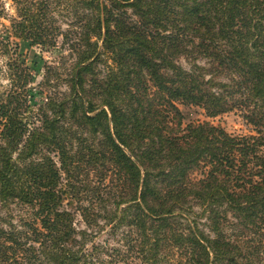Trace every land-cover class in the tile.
Wrapping results in <instances>:
<instances>
[{
  "label": "trees",
  "instance_id": "16d2710c",
  "mask_svg": "<svg viewBox=\"0 0 264 264\" xmlns=\"http://www.w3.org/2000/svg\"><path fill=\"white\" fill-rule=\"evenodd\" d=\"M14 1L16 38L53 47L61 36L76 60L65 92L38 107L28 100L29 68L14 58L8 64L0 205L15 202L29 214L19 227L0 220V264L86 262L77 239L85 233L63 207L68 197L77 200L75 211L87 221L100 199L79 179L82 171L100 179L111 172L105 195H116L103 217L127 229L126 257L137 264H257L264 248V0ZM62 14L72 19L63 31ZM177 104L211 118L238 110L256 135L207 122L183 127ZM193 205L207 215V233L189 219Z\"/></svg>",
  "mask_w": 264,
  "mask_h": 264
},
{
  "label": "rangeland",
  "instance_id": "374dc122",
  "mask_svg": "<svg viewBox=\"0 0 264 264\" xmlns=\"http://www.w3.org/2000/svg\"><path fill=\"white\" fill-rule=\"evenodd\" d=\"M17 5L14 0H0V97L11 86L10 69L8 64L11 59H17L18 62L29 68L31 80L27 85L28 100L30 105L38 107L41 101L51 94L63 93L66 90L65 79L73 62L76 60L75 52L70 48V45L63 44L64 39L58 36L56 44L53 47H43L41 45H33L29 41H24L16 38L13 35L11 25L17 19ZM63 15V14H62ZM61 30L68 28V23H71L69 16L57 17ZM182 66L188 67L186 61L181 60ZM203 64V61H199ZM46 66L51 67V73L46 76ZM103 68V62L97 64V69ZM49 77L47 85L44 83V78ZM177 107L183 115V127L190 122H207L213 126H218L226 133L232 135H256L255 132L248 127L242 114L238 110H233L216 117H207L204 111L193 106H184L177 104ZM81 172L79 179L84 182H89L92 187L99 190L100 199L92 206V211L84 220L75 207L78 205L77 200H72L68 197L63 201V207L74 212L73 226L78 231H83L84 236L78 235V241L83 243L84 252L88 255L84 264H137V260L131 254L126 257L125 242L127 238L124 237L127 229L124 226L113 227L108 225L107 220L103 217L105 211H109L113 206L115 195L111 194L106 198L107 188L104 186H111L110 177L111 172L105 174L100 179L94 172L84 175ZM193 178H199V173H193ZM113 195V196H112ZM84 197V195H83ZM70 202L71 205H67ZM82 205H87L86 200L80 202ZM201 208L193 205L192 212L189 217L190 220H195L198 228L205 233L209 230L207 215L201 213ZM28 211L21 205L15 202L0 205V220L2 225L9 227L10 225L19 227L23 219L28 217ZM202 214V215H201ZM226 219L234 222L227 213ZM227 233H231L227 230ZM211 235V234H210ZM264 245V244H263ZM135 259V260H133ZM260 261L257 264H264V248L259 254Z\"/></svg>",
  "mask_w": 264,
  "mask_h": 264
}]
</instances>
